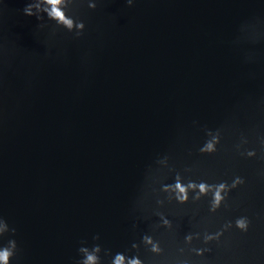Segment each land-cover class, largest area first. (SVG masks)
Wrapping results in <instances>:
<instances>
[{
    "label": "water",
    "instance_id": "obj_1",
    "mask_svg": "<svg viewBox=\"0 0 264 264\" xmlns=\"http://www.w3.org/2000/svg\"><path fill=\"white\" fill-rule=\"evenodd\" d=\"M27 2L0 0V215L16 228L12 264H75L81 241L130 247L149 224L134 201L147 167L164 154L194 177L245 178L215 213L203 201L166 205L175 232L156 230L166 247L247 215L248 231H225L204 258L264 264V161L233 147L241 133L248 146L264 135V23L241 30L264 21V2L70 5L85 22L79 37L25 15ZM204 127L222 128L216 153L196 151Z\"/></svg>",
    "mask_w": 264,
    "mask_h": 264
},
{
    "label": "clouds",
    "instance_id": "obj_2",
    "mask_svg": "<svg viewBox=\"0 0 264 264\" xmlns=\"http://www.w3.org/2000/svg\"><path fill=\"white\" fill-rule=\"evenodd\" d=\"M125 2L131 6L134 0H125ZM97 4L98 0H28L22 11L25 15L35 16L37 20H43L46 16L48 20L55 22V26L62 27L79 37L83 34L85 22L74 12L70 13L69 6L75 9L86 5L89 9H95ZM260 23L264 21L257 19L254 23H245L241 25V30L251 29L255 32ZM38 27L43 28L44 24H39ZM203 131L204 139L196 151L200 154L216 153L222 139V128L204 127ZM256 139L258 146H248V138L241 133L238 141L233 145L236 154L243 158L264 161V135H258ZM192 173L193 169L190 165L177 169L169 163L167 154L158 155L153 165L147 167L144 182L134 201V209L143 213L141 218L149 221L147 230L140 234L138 241H132L130 247L123 250L112 251L109 248H102L100 243H92L89 246L85 241H81L76 249L78 255L75 264H207L204 254L211 251L208 247L209 242L216 241L219 244L223 233L233 227L241 233H246L251 222L249 217L238 215L226 220L215 231H209L206 227L198 231H188L183 235L182 243L178 242L172 249L166 247L156 234V230L161 228L170 233L175 232L174 221L170 218L175 213L166 205H185L189 202L198 205L203 201L207 212L215 213L221 206L229 207V193L239 185H243L245 178L233 174L230 180L209 181L202 176L194 177ZM166 174L171 175L170 182H164ZM258 174L264 176V168L260 169ZM197 210V208L190 210L188 216L190 222L196 216ZM153 216L157 219L151 220ZM200 223L201 221H196L197 225ZM133 226L135 227V224ZM15 232L16 228L10 226L0 215V264H12V259L17 255ZM6 234L11 235L5 238ZM99 238L98 233L92 237L93 241H98ZM194 240L199 241L200 246L193 244ZM195 257L201 259L197 260Z\"/></svg>",
    "mask_w": 264,
    "mask_h": 264
}]
</instances>
